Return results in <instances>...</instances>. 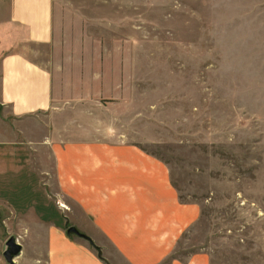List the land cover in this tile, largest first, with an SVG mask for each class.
Instances as JSON below:
<instances>
[{"label": "rangeland", "instance_id": "rangeland-1", "mask_svg": "<svg viewBox=\"0 0 264 264\" xmlns=\"http://www.w3.org/2000/svg\"><path fill=\"white\" fill-rule=\"evenodd\" d=\"M54 3L51 55L32 58L51 71L57 105L23 120L0 107V258L14 237L15 264H44L52 226L68 252L125 264L61 192L49 141L63 133L134 145L165 169L192 217L172 259L264 264V0Z\"/></svg>", "mask_w": 264, "mask_h": 264}, {"label": "crops", "instance_id": "crops-1", "mask_svg": "<svg viewBox=\"0 0 264 264\" xmlns=\"http://www.w3.org/2000/svg\"><path fill=\"white\" fill-rule=\"evenodd\" d=\"M55 20L54 0H0V107L16 120L57 105L51 71L46 62L32 58L51 55ZM55 132L49 130L48 136ZM59 136V141L51 137L49 145L61 192L86 210L110 249V258L113 253L125 264H187L171 255L192 217L179 203L165 169L131 144L97 139L62 142L63 133ZM50 228L55 234L44 264H97L85 249L65 250L60 231ZM88 237L100 258L101 246Z\"/></svg>", "mask_w": 264, "mask_h": 264}, {"label": "water", "instance_id": "water-1", "mask_svg": "<svg viewBox=\"0 0 264 264\" xmlns=\"http://www.w3.org/2000/svg\"><path fill=\"white\" fill-rule=\"evenodd\" d=\"M66 233L68 236L75 235L78 238L87 241L91 247L98 250L92 239L81 233L76 227H69ZM21 251L22 246L15 240L14 237H10L5 243V249L2 253V257L7 264H15V258L21 254Z\"/></svg>", "mask_w": 264, "mask_h": 264}]
</instances>
